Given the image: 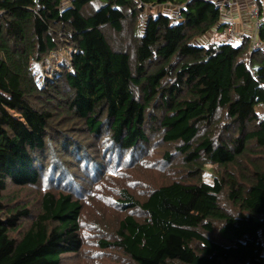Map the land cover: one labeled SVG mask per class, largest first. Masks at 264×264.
<instances>
[{
	"label": "trees",
	"instance_id": "obj_1",
	"mask_svg": "<svg viewBox=\"0 0 264 264\" xmlns=\"http://www.w3.org/2000/svg\"><path fill=\"white\" fill-rule=\"evenodd\" d=\"M225 3L0 0V264L79 253L89 176L68 166L102 175L145 164L152 132L172 149L162 162L179 158L185 178L142 199L120 190L126 212L101 249L124 264H264V10L254 36L202 42L230 27ZM106 30L130 43L114 48ZM64 51L67 64L39 83L32 66ZM43 183L36 216L4 205L9 185Z\"/></svg>",
	"mask_w": 264,
	"mask_h": 264
},
{
	"label": "rangeland",
	"instance_id": "obj_2",
	"mask_svg": "<svg viewBox=\"0 0 264 264\" xmlns=\"http://www.w3.org/2000/svg\"><path fill=\"white\" fill-rule=\"evenodd\" d=\"M226 2V1H225ZM248 7L250 8V0H248ZM259 14L264 10V0H258ZM221 4V3H220ZM224 6V4H221ZM262 6V7H261ZM249 8L245 11L236 9L231 16L226 18L230 22V27L234 34L241 37V33L236 34L233 23H237L241 19L245 20L242 26L251 27L252 35H255V19L249 18ZM167 12V11H166ZM146 12L143 14L145 18ZM142 21H140V24ZM250 28V29H251ZM106 35L114 48H121L130 43V36H118L110 30H106ZM228 39L225 33H217L212 31L202 39V42H220ZM229 41V39H228ZM234 45L237 42L233 43ZM254 44H252L253 46ZM70 52V50H69ZM69 52H62L50 56L46 61L39 66H32L33 73L36 80L42 83L45 78H52L54 74L59 72L60 66L67 64ZM150 154L143 158L145 164H141L138 160L133 167H122L119 171H109L102 175L94 174L90 169L86 170L82 166L77 169V165L68 166V171L77 176V180L81 181L84 174L89 176L87 182L84 183L85 195H91L89 200L82 205L80 213L82 248L79 253L75 255H66L61 259L60 264H124L122 253L114 248L101 249L99 245L100 239L108 242H113L114 230L119 220L124 217L126 211H122V207L116 202L120 200V190L127 189L134 197L142 199L155 186L165 185L169 180L181 179L184 177V171L179 164L180 159L175 158L171 164H164L162 162V153L164 151H171L172 149L161 142L159 134L155 132L150 133ZM147 150V149H146ZM95 154V151H92ZM58 157H63L59 155ZM113 172V173H112ZM217 169L215 166L207 165L204 167L201 180L210 184L213 177L216 175ZM68 182H64L61 186H67ZM72 187V186H70ZM119 189V190H118ZM48 186L43 183L36 187L17 188L9 185L4 196V205L6 208H27L31 215L36 216L40 211L41 196L47 192ZM84 190L78 189V193L82 196ZM49 192L58 194L62 192L58 189H50ZM76 197L75 195H73ZM77 198V197H76ZM74 200V198H73ZM137 220L142 219L141 215L132 213ZM19 232L27 230L29 221H23ZM102 231V232H101Z\"/></svg>",
	"mask_w": 264,
	"mask_h": 264
},
{
	"label": "built area",
	"instance_id": "obj_3",
	"mask_svg": "<svg viewBox=\"0 0 264 264\" xmlns=\"http://www.w3.org/2000/svg\"><path fill=\"white\" fill-rule=\"evenodd\" d=\"M250 9H249V18L250 19H255L256 22L254 23L255 25V32L257 31V28H258V16H259V2L258 0H250ZM231 9L229 8L227 11H226V15L227 16H231ZM226 35H227V38L228 39H232L234 38L235 34H234V31L231 27H229L227 30H226ZM252 44H254L253 46H259V43L253 38V42ZM260 112L264 113V104H259L258 106Z\"/></svg>",
	"mask_w": 264,
	"mask_h": 264
},
{
	"label": "crops",
	"instance_id": "obj_4",
	"mask_svg": "<svg viewBox=\"0 0 264 264\" xmlns=\"http://www.w3.org/2000/svg\"><path fill=\"white\" fill-rule=\"evenodd\" d=\"M226 1V8L227 9H231V8H233L234 7V2H236V3H238L240 0H225ZM234 1V2H233ZM242 1V4H240L242 7H246L245 9L246 10H248V3L249 2H247V1H245V0H241ZM250 9V8H249ZM232 24H233V26H234V29H235V33L236 34H239V33H241V36L243 35V34H248V35H252V32H251V30H252V28L250 29L249 27H247V26H242V24H245V20H243V19H241L240 21H238L237 23H233V21H232ZM237 37V39L239 38V36H236ZM233 39H235V37L233 38ZM240 40V39H239ZM234 42H239L238 40H234V41H232V43H234Z\"/></svg>",
	"mask_w": 264,
	"mask_h": 264
},
{
	"label": "clouds",
	"instance_id": "obj_5",
	"mask_svg": "<svg viewBox=\"0 0 264 264\" xmlns=\"http://www.w3.org/2000/svg\"><path fill=\"white\" fill-rule=\"evenodd\" d=\"M227 36V35H226ZM237 35H235L234 37H235V39H233L232 38V40L234 41V40H239V39H241V37H239L238 39H237V37H236ZM241 36V35H240Z\"/></svg>",
	"mask_w": 264,
	"mask_h": 264
}]
</instances>
